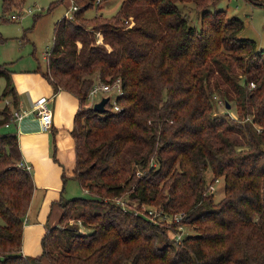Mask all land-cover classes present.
<instances>
[{
    "label": "trees",
    "instance_id": "obj_1",
    "mask_svg": "<svg viewBox=\"0 0 264 264\" xmlns=\"http://www.w3.org/2000/svg\"><path fill=\"white\" fill-rule=\"evenodd\" d=\"M22 1L2 0L4 13ZM216 1L121 0L113 16L89 24L85 11L100 2L87 0L55 23L44 75L81 107L63 180L78 181L88 196L62 199L41 254L25 256L34 183L19 166L17 136L0 131V264H264V48L238 36L240 17L211 10ZM11 74L0 64L2 97L15 102ZM115 79L119 111L110 101L104 113L86 104L94 83ZM0 113L1 129L12 120L8 107ZM208 168L224 180L217 202L207 193ZM150 207L184 216L154 224ZM184 225L191 232L177 240Z\"/></svg>",
    "mask_w": 264,
    "mask_h": 264
},
{
    "label": "crops",
    "instance_id": "obj_2",
    "mask_svg": "<svg viewBox=\"0 0 264 264\" xmlns=\"http://www.w3.org/2000/svg\"><path fill=\"white\" fill-rule=\"evenodd\" d=\"M20 69L11 72L15 102L11 101L10 94L3 97L4 105L0 110L8 107L10 113L17 110L25 115L20 121H12L1 127L0 131L13 132L17 136L20 161L29 165L34 183L21 243L23 254L30 257L41 254L40 243L46 227L57 226L61 218V200L71 198L68 194L74 193L73 183L80 185L76 180L64 181L63 173L75 156V138L72 133L75 116L81 107L78 97L73 92L54 87L42 68L26 66ZM1 79L4 80L1 88L3 92L5 79ZM41 97L47 99L52 109L51 128L47 131H41L36 109V101ZM88 105L92 104L89 102ZM69 186L71 193L67 190Z\"/></svg>",
    "mask_w": 264,
    "mask_h": 264
},
{
    "label": "rangeland",
    "instance_id": "obj_3",
    "mask_svg": "<svg viewBox=\"0 0 264 264\" xmlns=\"http://www.w3.org/2000/svg\"><path fill=\"white\" fill-rule=\"evenodd\" d=\"M57 0H24L18 6L11 5L4 13L3 2L0 0V35L3 41L0 42V64H5L11 72H16L24 67H35L46 69L47 63L44 56L46 51H50L53 45L55 23L62 18L69 9L70 0H63L56 3L53 9L49 11V6ZM87 0H77L76 5L82 6ZM100 3H93L91 8L85 11V23H90V18L95 15L103 14L104 17L113 16L118 8L121 0H98ZM211 10L224 9L228 16H238L244 22L243 28L239 31L238 36L244 38H253L259 48H264V0H217L214 4L209 5ZM20 16L16 20H10L9 15ZM88 18V19H87ZM190 19L195 27L199 28L200 23L196 17V11L190 13ZM4 80H0V107L4 105L2 97V85ZM111 103H114L115 93H107ZM219 98L216 97V111L221 113L225 111L223 104H219ZM221 101V100H220ZM90 101L88 100L86 104ZM2 110H0L1 112ZM230 114L237 118V113L233 107ZM208 184H213L215 190L210 192L215 202L223 198L224 180L221 176H217L212 180V172L210 168L205 172ZM74 193H71V186L68 187V194L71 198L86 197L77 182L73 183ZM209 193V192H207ZM128 201V199H126ZM150 210H155L150 207ZM79 224L80 220L73 221L69 219L67 225ZM166 225L171 222L167 220ZM82 229H84L81 226ZM179 228V226H178ZM179 230V229H178ZM183 235L191 232V226H183ZM34 257V256H31ZM39 264H49L47 260L42 258Z\"/></svg>",
    "mask_w": 264,
    "mask_h": 264
},
{
    "label": "built area",
    "instance_id": "obj_4",
    "mask_svg": "<svg viewBox=\"0 0 264 264\" xmlns=\"http://www.w3.org/2000/svg\"><path fill=\"white\" fill-rule=\"evenodd\" d=\"M69 9L67 10V12L65 13L64 17H66L67 19L72 18L73 12H75L76 10L79 9V7L76 5V3L74 2V0H70V5L68 7ZM11 20H16L17 18H19L20 16L12 14L9 16ZM96 36H99V33H96ZM100 42V40H99ZM50 51H46L44 53L45 59L47 60L50 56H49ZM250 87L254 86L255 84L253 82L249 83ZM109 92H114L115 93V98H117L118 95H120L121 93V85H120V79H115L114 81H112L111 83H107V82H96L92 85V87L90 88L88 95L86 97V102L89 100L90 104H94L96 102H99V100H101V98H103L104 96H108L107 93ZM110 99V97H109ZM219 104L223 103V101L218 100ZM112 104V109L114 111H119L120 107L117 104V102L114 99V103ZM36 109L38 110V119H39V123H40V129L42 130H49L51 128V123H52V119H51V112L52 109L51 107L48 105L47 103V99L45 97H41L40 99H38L36 101ZM25 114L15 110L13 112H11V120L12 121H20V119L24 116ZM19 166L24 167L25 169L30 170L29 165L24 164L22 161H19ZM215 190V187L213 184H210L208 191L207 192H213ZM116 203L121 205V207H126V200L122 201L121 199H115ZM136 211V210H135ZM138 211H136L137 213ZM149 216L151 221L156 224L159 222H166L167 220H170V222H179L182 217L184 216L183 213H176L174 215H172L171 217L163 214L161 211L157 212L155 210H149ZM171 224V223H170ZM179 232H177L176 234V239L179 240L181 237H183V226H179Z\"/></svg>",
    "mask_w": 264,
    "mask_h": 264
},
{
    "label": "water",
    "instance_id": "obj_5",
    "mask_svg": "<svg viewBox=\"0 0 264 264\" xmlns=\"http://www.w3.org/2000/svg\"><path fill=\"white\" fill-rule=\"evenodd\" d=\"M109 102V97L108 96H104L103 98H101V100H99V102H96L93 104L92 108L93 110L99 112V113H104L106 111V104ZM229 103L226 102V108H229Z\"/></svg>",
    "mask_w": 264,
    "mask_h": 264
}]
</instances>
